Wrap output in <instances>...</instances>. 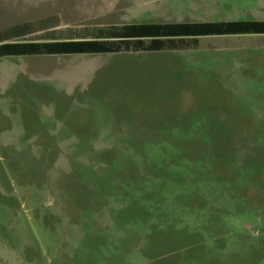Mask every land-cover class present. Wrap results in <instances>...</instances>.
Segmentation results:
<instances>
[{"label": "rangeland", "instance_id": "1", "mask_svg": "<svg viewBox=\"0 0 264 264\" xmlns=\"http://www.w3.org/2000/svg\"><path fill=\"white\" fill-rule=\"evenodd\" d=\"M264 20V0H0V29ZM0 264H264V35L0 60Z\"/></svg>", "mask_w": 264, "mask_h": 264}, {"label": "trees", "instance_id": "2", "mask_svg": "<svg viewBox=\"0 0 264 264\" xmlns=\"http://www.w3.org/2000/svg\"><path fill=\"white\" fill-rule=\"evenodd\" d=\"M48 20L0 29V60L9 57L183 50L202 37L264 35V20L145 22L57 29Z\"/></svg>", "mask_w": 264, "mask_h": 264}]
</instances>
